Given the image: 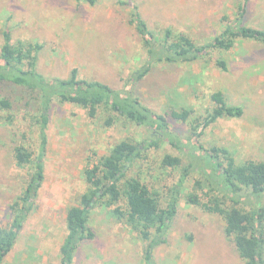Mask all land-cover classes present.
<instances>
[{
    "label": "rangeland",
    "instance_id": "obj_1",
    "mask_svg": "<svg viewBox=\"0 0 264 264\" xmlns=\"http://www.w3.org/2000/svg\"><path fill=\"white\" fill-rule=\"evenodd\" d=\"M127 1L97 0L92 5L75 0H0V48L7 28L13 41L23 39L42 46L36 68L46 77H68L77 67L80 77L106 82L117 90L131 89L157 112L188 106L197 115L206 113L212 107L211 93L222 90L230 103L243 106L244 114L218 119L206 129L201 142L206 147H228L238 161H264V47L256 48L245 40L225 52L229 71L215 66L221 54L216 51L197 63H157L141 80L130 81L148 53L135 25L129 22L132 8ZM134 1L152 32L162 34L172 28L203 41L221 31L224 16L235 17L241 0ZM246 19L255 26L264 24V0H250ZM248 54L251 58L245 57ZM26 67L30 68L29 61ZM12 95L15 100L20 97L18 91ZM17 105L0 115L10 119L0 118V226L7 222L8 207L32 171L16 166L13 148L23 143L38 155L41 145L39 129L30 116L34 108L24 109L21 102ZM112 113L99 109L91 118L80 106L56 103L48 129L45 179L35 208L3 264H60L59 247L67 233L65 214L69 206L79 203L87 188L85 169L116 142H142L148 137L145 128ZM110 116L114 119L108 124ZM170 122L180 135L187 133V124ZM167 152L179 153L169 144L151 148L129 164L128 170L161 196L163 206L183 170L162 166ZM199 178L195 172L184 183L165 242L155 249L156 264H244L223 233L222 218L187 202L185 196L195 190ZM115 206L93 208L90 225L97 237L81 245L74 264H145V242L112 213Z\"/></svg>",
    "mask_w": 264,
    "mask_h": 264
},
{
    "label": "trees",
    "instance_id": "obj_2",
    "mask_svg": "<svg viewBox=\"0 0 264 264\" xmlns=\"http://www.w3.org/2000/svg\"><path fill=\"white\" fill-rule=\"evenodd\" d=\"M75 1H87L92 5L97 2ZM249 2L241 0L235 17L224 16L221 31L203 41L172 28L156 34L150 30L139 4L134 0L125 2L132 8L129 22L135 25L148 53L145 64L133 71L130 81L141 80L157 63H197L216 51L221 54L215 60V66L229 71L225 52L235 50L237 44L245 40L255 43L256 48L258 45L264 47V24L255 26L247 22ZM3 40L0 48V115L19 106V102L24 109L34 108L30 116L39 129L41 145L38 155L23 143L12 150L16 166L29 167L32 171L22 192L8 207L7 222L0 226V264L16 245L35 208L45 179L48 129L56 103L80 106L91 118L98 115L99 109H104L145 128L148 133L142 142L130 139L116 142L96 164L85 169L87 188L79 203L69 206L65 214L67 233L59 247L60 264H74L81 245L97 237L90 225V216L98 205L105 208L116 205L112 213L145 242V264H156L155 249L165 242L167 230L178 212L184 183L195 172L201 178L195 180V190L186 194L187 202L222 218L223 233L232 241L244 264H264V161H238L228 147H206L201 142L206 129L218 119L243 116V106L230 103L222 90H216L210 95L212 107L206 113L197 115L196 110L188 106L157 112L131 89L117 90L106 82L80 77L77 67L72 68L68 77H46L36 68L37 52L42 48L39 43L23 39L13 41L7 28L3 31ZM245 57L251 58L249 54ZM28 61L30 68L26 67ZM16 91L20 94L17 100L11 96ZM113 117L106 122L111 124ZM171 120L187 124V133L180 135L175 131ZM164 144L171 145L179 153H165L162 166L183 169L179 180L165 196L168 198L165 206L161 196L147 182L128 174L129 164L144 157L143 152ZM122 202L124 204L120 205Z\"/></svg>",
    "mask_w": 264,
    "mask_h": 264
}]
</instances>
